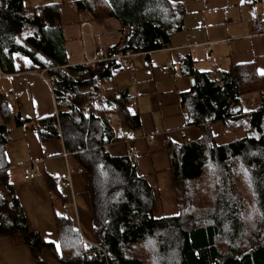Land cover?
<instances>
[{
	"label": "trees",
	"instance_id": "16d2710c",
	"mask_svg": "<svg viewBox=\"0 0 264 264\" xmlns=\"http://www.w3.org/2000/svg\"><path fill=\"white\" fill-rule=\"evenodd\" d=\"M76 6L94 19L121 23L123 37L109 50L111 57L164 49L183 30L168 0H80ZM19 53L31 61L26 70L49 69L55 76L58 115L39 124L40 137L62 138L77 170L86 174L94 233L107 256L86 254L71 217H57L58 245L43 243L29 228L9 176L6 148L14 115L6 96L0 98V239L28 246L36 264H48L47 258L57 264H264V78L254 65L234 66L212 80L194 68L190 56L182 60V73L195 80L182 103L188 126L199 134L190 142L168 141L179 215L156 219L154 191L133 159L108 152L121 140L116 125L140 127L128 110L127 93L101 87L122 63L70 66L58 4L26 7L22 0H0L3 73L21 72L15 65ZM252 96L256 110L230 118L228 109H243ZM237 128L242 133L231 134Z\"/></svg>",
	"mask_w": 264,
	"mask_h": 264
},
{
	"label": "crops",
	"instance_id": "0c3cea01",
	"mask_svg": "<svg viewBox=\"0 0 264 264\" xmlns=\"http://www.w3.org/2000/svg\"><path fill=\"white\" fill-rule=\"evenodd\" d=\"M78 1L60 0L52 4L59 5L69 65L84 67L93 59L96 49L104 48L108 53L121 42L123 27L116 18L94 19L89 11L76 6ZM168 1L183 19V30L174 33L164 49L133 54L131 70L124 68V60H119L122 67L101 83L104 89L127 93L128 110L140 119L137 130H120L115 126L121 140L110 145L108 152L113 158L133 159L137 174L154 191L156 219L179 215L168 141L190 142V138L198 136L191 133L197 128L188 126V109L182 103L183 95L195 86L194 79L182 73V60L190 56L194 68L212 80H220L234 66L248 64L254 65L264 78V36L253 35L254 22L264 14V0ZM191 35H196L194 42L201 44L194 53L185 47ZM15 56L16 68L21 72L5 74L0 68V98L21 93L18 101H9L14 119L8 124L12 142L8 139L6 151L11 164L10 181L28 226L43 243L58 245L57 217H71L82 239L98 244L86 174L77 170L75 162L72 171L69 161L73 157L62 138L44 141L40 137L39 124L58 111L51 83L37 73L45 71L46 77L52 75L49 69L26 70L31 61L22 54ZM169 64L180 76L163 70ZM235 133L241 134L242 130L237 128L231 134ZM26 167L36 172L33 180L24 179ZM69 172L72 187L65 185ZM50 184L58 194L52 192ZM0 264H36V260L28 246L15 247L10 239L1 238Z\"/></svg>",
	"mask_w": 264,
	"mask_h": 264
},
{
	"label": "built area",
	"instance_id": "2783aa9c",
	"mask_svg": "<svg viewBox=\"0 0 264 264\" xmlns=\"http://www.w3.org/2000/svg\"><path fill=\"white\" fill-rule=\"evenodd\" d=\"M253 35L254 36H264V14L260 19H258L254 22ZM195 39H196V35H191L187 39V45L185 47L187 49H189L191 53H194L196 47L201 45V44L195 43L194 42ZM206 53H209V50H206ZM132 56H133V54L127 53L125 55H120L117 57H111L104 48H98L94 52L93 59L91 61H88L87 63H85L84 66L85 67L94 66L97 63L113 61V60H117V61L124 60V68L126 70H131L132 66H133L132 61H131ZM163 70L166 71L167 73H173L174 76H180V74L178 72L174 71V67L171 64L166 65L163 68ZM37 74L42 79L46 80V82H48V83H51L55 79V76L46 77L45 71L39 72ZM220 85H222V82H220ZM20 97H21V93H13L11 96L8 97V100L9 101H18L20 99ZM257 105H258L257 99L252 98L250 100V102L248 103V105L245 106L243 109L229 108L228 114H229L230 118H233V119L234 118H242L246 115L253 113L256 110ZM89 110H90V106L85 107V112H88ZM56 114L58 115L57 112H56ZM107 120L109 122L112 121L111 115L107 116ZM57 121H58V118H57ZM47 127H49V126L45 125V128H47ZM188 141H190V139H188ZM67 156H68V154L65 153V157H67ZM23 176H24V179L27 181L33 180L36 177V172L31 167H26V168H24ZM65 185H66V187H72V180H71L70 172L68 173V176L66 178ZM82 243H83L84 248L86 249V254L88 256L93 257L96 255V252H98V251L102 252L105 257L107 256L104 249L101 247V245L99 243L98 244L92 243L84 237L82 239Z\"/></svg>",
	"mask_w": 264,
	"mask_h": 264
},
{
	"label": "rangeland",
	"instance_id": "374dc122",
	"mask_svg": "<svg viewBox=\"0 0 264 264\" xmlns=\"http://www.w3.org/2000/svg\"><path fill=\"white\" fill-rule=\"evenodd\" d=\"M23 1H24V5L26 7H41V6L52 4V3L60 1V0H23ZM253 97L255 98L256 96H252L251 99ZM255 99H257V98H255ZM0 123H2L1 116H0ZM191 133L195 136L199 134L197 129H193V131ZM9 142H12L11 136L9 138ZM69 165H70V168L72 169V171L74 172V160L73 159H70ZM47 259H48V262H47L48 264H57L54 259H52V258H47Z\"/></svg>",
	"mask_w": 264,
	"mask_h": 264
},
{
	"label": "water",
	"instance_id": "95a60500",
	"mask_svg": "<svg viewBox=\"0 0 264 264\" xmlns=\"http://www.w3.org/2000/svg\"><path fill=\"white\" fill-rule=\"evenodd\" d=\"M195 81L194 80H192V83H194Z\"/></svg>",
	"mask_w": 264,
	"mask_h": 264
},
{
	"label": "snow or ice",
	"instance_id": "6c2138e0",
	"mask_svg": "<svg viewBox=\"0 0 264 264\" xmlns=\"http://www.w3.org/2000/svg\"><path fill=\"white\" fill-rule=\"evenodd\" d=\"M105 2H107V0H105Z\"/></svg>",
	"mask_w": 264,
	"mask_h": 264
}]
</instances>
